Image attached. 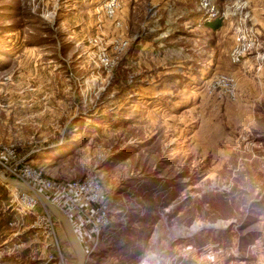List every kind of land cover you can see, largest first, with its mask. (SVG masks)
<instances>
[{"label":"rangeland","instance_id":"1","mask_svg":"<svg viewBox=\"0 0 264 264\" xmlns=\"http://www.w3.org/2000/svg\"><path fill=\"white\" fill-rule=\"evenodd\" d=\"M108 1L0 0L6 163L98 176L85 264H264V0H211L216 29L197 0ZM14 189L34 195L0 182V264H74Z\"/></svg>","mask_w":264,"mask_h":264},{"label":"built area","instance_id":"2","mask_svg":"<svg viewBox=\"0 0 264 264\" xmlns=\"http://www.w3.org/2000/svg\"><path fill=\"white\" fill-rule=\"evenodd\" d=\"M196 3L197 8H199L201 11L200 13L206 19L213 18L214 16H218L220 14L218 8L211 2V0H197ZM114 4V0H109L105 5L106 10L108 12H112ZM123 44L124 42H122L120 46ZM240 54L241 51L239 47L234 46L229 53V60L233 63L237 62L239 60ZM221 80L224 79L221 77ZM0 151L2 152V155H0V167H3L2 171L5 173V175L14 177L20 181L28 183L32 182L31 186L41 191L49 190V194L47 192H43L52 201H54L53 199H57L59 203L62 202V205H60L58 202L54 201L65 211L72 225L73 221L75 220L78 224H80V230L85 231L84 233L87 242H85L84 245L86 246L89 243H96V238L101 234L103 228L109 222V216L107 209L108 204L101 194L99 179L95 173L87 174L80 180L67 182L66 187L64 188L59 183L52 182L49 178L43 176L39 170H36L27 164H19L17 166V164L6 163V146L0 144ZM6 164H9L10 167ZM14 190L15 195L20 197L21 203L19 202V204L23 211L33 209V207L36 205V202H38L41 209L43 210V213L37 215L36 222L41 223L46 234L49 233V230L52 231L53 224H55L56 220L48 212L45 206L40 204L37 196L34 193L32 196L25 191H19L16 189ZM64 204L65 206H63Z\"/></svg>","mask_w":264,"mask_h":264},{"label":"water","instance_id":"3","mask_svg":"<svg viewBox=\"0 0 264 264\" xmlns=\"http://www.w3.org/2000/svg\"><path fill=\"white\" fill-rule=\"evenodd\" d=\"M0 182L11 186L22 187L27 190H32L31 187L34 188V192L37 198L48 209L50 214L59 223L65 235V238L72 249L75 258L74 264H85L86 250L83 247L80 240L78 239L68 215L57 203H55L50 198H48L43 191L31 186V184H29L28 182L20 181L14 177L5 175L1 171H0ZM203 227L207 228L208 226H203ZM209 227H214V226H209ZM188 234L190 233H187L186 235Z\"/></svg>","mask_w":264,"mask_h":264},{"label":"trees","instance_id":"4","mask_svg":"<svg viewBox=\"0 0 264 264\" xmlns=\"http://www.w3.org/2000/svg\"><path fill=\"white\" fill-rule=\"evenodd\" d=\"M196 9L198 10V12H201L200 9L197 8V6H196ZM204 24L210 28L216 29L220 25V17L215 16L213 18L207 19L204 21Z\"/></svg>","mask_w":264,"mask_h":264},{"label":"crops","instance_id":"5","mask_svg":"<svg viewBox=\"0 0 264 264\" xmlns=\"http://www.w3.org/2000/svg\"><path fill=\"white\" fill-rule=\"evenodd\" d=\"M0 155H2V153L0 152ZM75 199V198H74ZM55 202H58L57 199H53ZM80 224H78L75 220L73 221V226H74V229L76 230V233L78 234L79 236V239L80 241L83 243V245L85 244L86 242V236H85V231L83 230H80V227H79Z\"/></svg>","mask_w":264,"mask_h":264},{"label":"bare ground","instance_id":"6","mask_svg":"<svg viewBox=\"0 0 264 264\" xmlns=\"http://www.w3.org/2000/svg\"><path fill=\"white\" fill-rule=\"evenodd\" d=\"M31 189L34 191V188L31 187ZM32 190H31V191H32ZM33 191H32V192H33ZM33 193L35 194V192H33ZM35 195H36V194H35ZM39 201H40V200H39ZM75 233H76V232H75ZM76 235H77V237H78V239H79V236H78L77 233H76ZM95 244H96V243H95ZM88 250H89V249H88ZM88 250H87V251H88ZM88 257H89V256H88V253H87V254H86V260L88 259ZM143 264H148V263H147V262H144Z\"/></svg>","mask_w":264,"mask_h":264}]
</instances>
